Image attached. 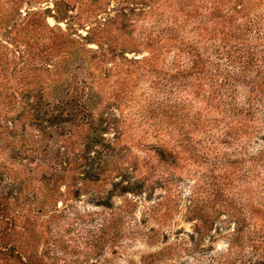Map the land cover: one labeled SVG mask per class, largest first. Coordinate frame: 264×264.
I'll list each match as a JSON object with an SVG mask.
<instances>
[{"label":"rangeland","instance_id":"rangeland-1","mask_svg":"<svg viewBox=\"0 0 264 264\" xmlns=\"http://www.w3.org/2000/svg\"><path fill=\"white\" fill-rule=\"evenodd\" d=\"M34 1L27 10L41 11L50 26L86 36L90 40L87 47L96 48L102 41L97 32L91 31L96 15L81 12L86 5L65 0L57 8V0ZM102 4L97 20L115 18L123 7L131 17V25L122 28L119 24L113 35L118 44L124 41L121 47L125 59L116 60L114 72H110L113 65L109 63L99 64L96 70H100L97 74H110V84L106 85L110 92L104 91L97 101L117 118L109 120L105 133L113 146L105 149L106 155H113L117 166L108 165L111 173L105 182L82 181L87 176L95 178L94 171L88 173V168L68 165L64 160L82 149L86 126L72 120L51 126L45 123L43 131H37L30 118L20 116L17 100L21 96L11 91L13 95L0 97V199L8 203L6 215L25 220L22 234L33 238L31 245L42 250L47 263H54L56 257L55 262L68 264H142L143 257L163 248V257L153 264H248V258L245 262H230L227 244L233 233L234 217L244 215L249 204L259 203L247 201L249 195H255L257 182L249 186L239 166L217 167L213 164L215 158H205L210 141H204L194 120L200 104L190 91L183 87L170 91L168 85L158 89L150 82L152 75L169 76L175 70L171 62L176 50L169 49L168 42L159 59L144 60L151 50L146 41L157 39L164 27L180 25L174 22L176 16L171 17L173 10L169 12V6L163 9L162 0H102ZM25 7L22 15L26 13ZM190 26L184 30L188 37L192 36L186 32ZM133 59L138 62H132ZM82 64L76 63L80 67ZM152 68L157 73H151ZM117 78L122 79L120 84L111 82ZM75 96H69L68 107H72L71 97ZM77 96L82 99L85 94ZM159 137L163 138L164 147L175 152L174 159L159 162L146 147ZM217 144L219 150L226 148L232 154L238 142L233 141L230 146L224 142ZM143 165L144 169L151 167V177L164 174L167 181L162 180L140 195L127 191L110 198L108 203L99 200L102 193L113 188L110 181L122 180L125 185L137 178ZM132 200L133 205L129 202ZM156 201L166 202L173 210L167 218V237L149 243L145 236L133 231V222L149 214ZM199 206H203L202 215L214 221L213 238L193 247L190 235L196 236V222L190 216L192 209ZM118 218L122 221L120 229L116 225ZM0 224L2 228L3 223ZM0 264L13 263L0 259Z\"/></svg>","mask_w":264,"mask_h":264},{"label":"trees","instance_id":"trees-1","mask_svg":"<svg viewBox=\"0 0 264 264\" xmlns=\"http://www.w3.org/2000/svg\"><path fill=\"white\" fill-rule=\"evenodd\" d=\"M76 1L86 5L82 13L96 15V25L91 31L103 38L96 48L87 47L90 40L86 36L50 26L41 11L27 10L34 0H0V97L11 96L14 90L19 93L21 98L17 102L21 107L17 110L20 116L33 121L37 131L42 132L45 123L51 126L78 120L85 125L82 149L68 155L64 161L78 168H88V173L94 171L95 178L87 176L82 181L105 182L111 173L108 165L117 166L113 155L111 158L106 155L108 149H105L113 146L105 133L109 120L117 121V118L97 101L104 91L110 92L106 88L110 74L106 71L97 74L100 70H96L99 64L109 63L113 65L110 72H114L116 60L125 59L121 47L125 43L118 44L113 35L119 30V24L122 28L131 25V17L123 7L115 18L97 20L102 0ZM64 3L65 0H57L55 6L59 8ZM162 3L163 9L169 6V12L173 10L171 17L176 16L174 22L180 25L164 27L157 39L146 41L151 50L144 60L159 59L168 42L169 49L176 50L171 62L175 70L169 76L152 75L150 82L158 89L168 85L170 91L181 87L190 91L200 104L194 120L200 126L204 141H210L205 158H215L213 164L217 167H240L241 176L249 186L257 182L255 195H249L247 201L259 203L257 206L249 204L244 215L234 217V229L227 246L230 262H245L248 258V264H264V0H162ZM24 6L26 13L22 15ZM189 24L186 32L192 35L190 37L184 33ZM79 61L83 62L81 67L76 65ZM150 70L157 73L155 68ZM115 73L118 72L115 70ZM120 80L111 82L120 84ZM70 88L73 90L69 94ZM83 94L85 97L77 98ZM71 95L76 96L71 97L73 105L68 107ZM233 141L238 144L232 154L226 148L219 150L217 142L230 146ZM146 147L155 153L159 162L175 158V152L163 146V138ZM150 169H141L137 178L132 176L134 179L125 185L121 184L122 180L110 181L113 188L102 193L99 200L108 203L110 198L127 191L140 195L151 191L162 180L167 181L164 174L151 177ZM129 202L135 204L134 200ZM166 204L156 201L149 214L133 222V231L141 233L149 243L158 241L161 236L167 237L165 228L173 206ZM7 206V201L0 199V223H3L2 228L0 224V259L13 264H68L55 262L56 257L54 263L44 262L42 250L31 245L33 238L22 234L25 220L8 218ZM201 207L191 211L190 217L196 222V236L190 235L193 247L213 238L214 221L202 215ZM121 224V218L116 219L119 229ZM163 251L161 248L147 254L142 264L159 262Z\"/></svg>","mask_w":264,"mask_h":264}]
</instances>
